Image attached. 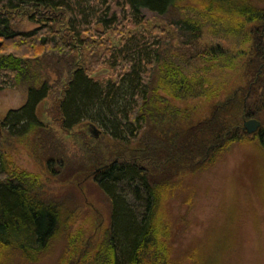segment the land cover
Returning a JSON list of instances; mask_svg holds the SVG:
<instances>
[{
  "label": "trees",
  "instance_id": "1",
  "mask_svg": "<svg viewBox=\"0 0 264 264\" xmlns=\"http://www.w3.org/2000/svg\"><path fill=\"white\" fill-rule=\"evenodd\" d=\"M263 80L264 0H0V90H27L0 119V264L39 262L61 237L59 264H175L162 203L176 179L232 144L257 135L264 146L263 126L243 129ZM51 96L45 123L38 109ZM197 97L219 101L192 124L178 102ZM96 122L112 139L104 148L83 134L71 154L56 133L77 139L76 128ZM2 134L49 149L53 175L90 172L111 203L99 241L68 231L70 210L40 174L15 165Z\"/></svg>",
  "mask_w": 264,
  "mask_h": 264
},
{
  "label": "rangeland",
  "instance_id": "2",
  "mask_svg": "<svg viewBox=\"0 0 264 264\" xmlns=\"http://www.w3.org/2000/svg\"><path fill=\"white\" fill-rule=\"evenodd\" d=\"M145 14L147 21H159L153 13L145 11ZM20 26L30 29L36 25L28 19H21ZM204 37L212 42L209 31ZM217 38L215 42L219 41ZM103 49L101 46L100 50ZM97 59L101 60L100 55ZM55 70L53 66L48 68L52 76H55ZM98 71L103 76L110 73V69L102 65ZM262 82L258 96L248 105L255 112L254 116L245 119H259L264 127V80ZM3 86L0 90V119L8 110L19 108L27 100L24 87L15 88L11 82ZM225 91H230L229 85ZM218 101V98L197 97L178 104L193 110L190 122L196 124L210 118ZM52 103L51 96L39 106L38 115L45 123L50 119L48 114ZM103 129V125L97 122L76 128L73 133L77 139L55 130L72 154L73 150L79 149L74 147V141L81 143L83 134L84 142L96 135L101 140L94 143L102 148L111 144L112 139L103 134ZM2 141L3 150L15 165L40 174L47 193L70 210L67 214H71L68 231L82 229L85 236L93 235L97 241L103 237L109 225L111 203L90 172L81 170L71 174L64 171L53 175L47 168V156L52 155L49 149L40 152L21 139L8 138L4 134ZM195 168L176 179L175 190L167 194L161 206V213L171 229L172 261L175 264H264V146L259 136H249L234 143L226 151L219 152L213 161ZM64 248L65 238L61 237L47 258L32 264H59Z\"/></svg>",
  "mask_w": 264,
  "mask_h": 264
},
{
  "label": "water",
  "instance_id": "3",
  "mask_svg": "<svg viewBox=\"0 0 264 264\" xmlns=\"http://www.w3.org/2000/svg\"><path fill=\"white\" fill-rule=\"evenodd\" d=\"M261 126H262V123L259 119H256V118L244 119L243 129L247 131L249 134L258 132Z\"/></svg>",
  "mask_w": 264,
  "mask_h": 264
}]
</instances>
